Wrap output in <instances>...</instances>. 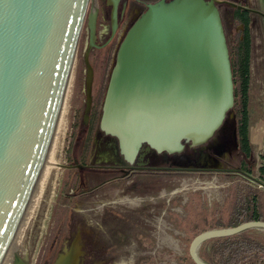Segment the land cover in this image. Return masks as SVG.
Masks as SVG:
<instances>
[{
    "label": "water",
    "instance_id": "water-1",
    "mask_svg": "<svg viewBox=\"0 0 264 264\" xmlns=\"http://www.w3.org/2000/svg\"><path fill=\"white\" fill-rule=\"evenodd\" d=\"M88 0H0V260L15 231L43 162ZM95 11L87 18L83 59L86 121L91 101L87 50L94 43ZM114 21L112 19L113 31ZM228 47L214 0H154L122 36L109 72L99 129L117 140L131 161L144 144L179 151L206 141L232 116ZM264 220L211 228L192 236L187 253L207 238ZM76 230L52 264H81ZM11 264H26L14 253Z\"/></svg>",
    "mask_w": 264,
    "mask_h": 264
},
{
    "label": "rangeland",
    "instance_id": "rangeland-1",
    "mask_svg": "<svg viewBox=\"0 0 264 264\" xmlns=\"http://www.w3.org/2000/svg\"><path fill=\"white\" fill-rule=\"evenodd\" d=\"M240 2L264 12V0ZM240 28L239 22L225 18L228 45L239 36ZM251 34L248 105L250 123H254L264 121V17L256 18ZM85 36L82 23L50 137L58 139L56 156L52 154V160L46 156L29 203L32 207L28 206L29 216L17 230L20 243L16 253L26 264H52L57 251L77 230L81 264H190L186 256L191 236L214 217H225L232 202L231 184L242 181V176L211 170L158 169L103 183L100 181L108 175L91 173L83 181L78 179L75 167L67 166L72 157L79 153L82 160L91 157L102 163L91 143V130L84 133L81 123ZM245 162L256 176L258 153L253 146L252 158ZM248 181L257 186L256 181ZM110 210L122 212L123 218ZM12 244H16L13 239Z\"/></svg>",
    "mask_w": 264,
    "mask_h": 264
},
{
    "label": "flooded vegetation",
    "instance_id": "flooded-vegetation-1",
    "mask_svg": "<svg viewBox=\"0 0 264 264\" xmlns=\"http://www.w3.org/2000/svg\"><path fill=\"white\" fill-rule=\"evenodd\" d=\"M152 1L154 0H88L82 20V23H84L86 27V36L81 53V69L83 72L82 81L84 94L86 66L83 55L89 44L87 18L89 12L94 10V43H91L87 50V61L92 72L90 83L91 101L87 119L83 121L81 117V123L84 133L89 132V129L91 130V143L99 154L98 160H101L102 163L92 160L91 157L82 160L78 153L77 156L72 157V163L67 166L73 165L77 171L78 179L82 181L85 175L91 173L108 175L105 179L101 180L100 183L127 176L132 173L153 172L158 169H166L169 171H175L176 169L189 171L211 170L246 176L245 172L242 171L240 167L242 155L238 151L235 140L233 115L228 117L227 114L222 124L206 141L196 145L184 142L180 149L183 152L181 155L177 153L178 151H163L161 153V151L157 152L153 149H146L143 144L131 161H126L119 153L116 138L99 129L98 118L117 46L129 25L145 9L147 3ZM214 1L218 8L223 28L226 17L235 20L233 19V15L234 9L236 8L250 11L255 14L256 18L259 16L264 17L263 11L253 6L246 5L245 3H241V0ZM112 19L114 21V27L111 32ZM251 158L252 156H249L247 159ZM181 163H185L186 166H179ZM97 186L98 184L94 185V187ZM140 192H146V190L141 189ZM110 211L120 219L123 218L122 212Z\"/></svg>",
    "mask_w": 264,
    "mask_h": 264
},
{
    "label": "trees",
    "instance_id": "trees-1",
    "mask_svg": "<svg viewBox=\"0 0 264 264\" xmlns=\"http://www.w3.org/2000/svg\"><path fill=\"white\" fill-rule=\"evenodd\" d=\"M233 19L240 22L241 28L234 42L231 45L227 43L233 83L231 110L235 140L238 151L242 155L240 167L248 177L242 176V181L232 182V202L225 217H214L205 227L194 231L193 235L206 229L233 226L245 220H264V190L262 189L264 187V152L258 153L256 176L251 174V169L245 162V159L252 156V145L248 136L250 123L248 91L252 50L251 28L256 21V16L250 11L236 8ZM249 179L256 181L257 186L251 184ZM196 253L207 264H264V230L253 226L229 235L207 238L199 243ZM186 258L190 264H195L189 255Z\"/></svg>",
    "mask_w": 264,
    "mask_h": 264
},
{
    "label": "bare ground",
    "instance_id": "bare-ground-1",
    "mask_svg": "<svg viewBox=\"0 0 264 264\" xmlns=\"http://www.w3.org/2000/svg\"><path fill=\"white\" fill-rule=\"evenodd\" d=\"M55 133V132H54ZM55 135V134H54ZM54 135L52 136V137H54ZM58 139H57V137H54V138H52V139H50V141H49V143H48V146H47V150H46V153H45V156H44V158H43V162H42V164H41V167H40V169H39V172H38V175H37V179H36V181H35V183H34V185H33V187H32V190H31V192H30V195H29V197H28V199H27V202H26V204H25V207H24V209H23V211H22V214H21V216H20V218H19V221H18V223H17V226H16V228H15V231H14V233H13V235H12V237H11V239H10V241H9V244H8V246H7V248H6V250H5V252H4V254H3V256H2V258H1V260H0V264H11V261H12V257H11V255H12V252H13V254L14 253H16V250H17V248H18V246H19V239H17V237H19L18 236V228L20 227V225H23V223L25 222V221H23V220H25V218L27 219L28 218V216H29V213H30V210H29V207H30V205H29V203H30V201L32 202V200H31V198L33 199V197H34V194H35V192H36V188H37V186L38 185H36V183L38 184V178H39V175H40V172H41V170H43L44 168V163H45V161H46V156H47V159L48 160H52V158H53V156H52V154L54 155V156H56V152H57V145H58V141H57ZM50 150V151H49ZM52 156V157H51ZM43 168V169H42ZM44 171V170H43ZM41 176V175H40ZM35 186H36V188H35ZM35 189V190H34ZM34 202V201H33ZM29 206V207H28ZM32 207V206H31ZM30 207V208H31ZM28 210H29V212H28ZM27 211V212H26ZM28 213V214H27ZM27 216H26V215ZM25 216V217H24ZM23 221V222H22ZM21 222H22V224H21ZM22 228V227H21ZM12 239H13V242L15 243L16 242V244H15V246H14V244H12ZM16 239H17V241H16ZM81 255V254H80ZM21 258L23 259V260H25L24 258H23V256H21Z\"/></svg>",
    "mask_w": 264,
    "mask_h": 264
},
{
    "label": "crops",
    "instance_id": "crops-1",
    "mask_svg": "<svg viewBox=\"0 0 264 264\" xmlns=\"http://www.w3.org/2000/svg\"><path fill=\"white\" fill-rule=\"evenodd\" d=\"M248 136L256 153L264 152V121L249 123Z\"/></svg>",
    "mask_w": 264,
    "mask_h": 264
},
{
    "label": "built area",
    "instance_id": "built-area-1",
    "mask_svg": "<svg viewBox=\"0 0 264 264\" xmlns=\"http://www.w3.org/2000/svg\"><path fill=\"white\" fill-rule=\"evenodd\" d=\"M260 186V184H258Z\"/></svg>",
    "mask_w": 264,
    "mask_h": 264
}]
</instances>
